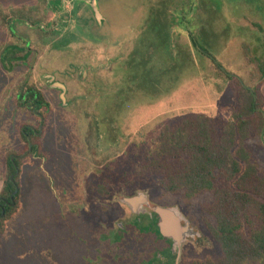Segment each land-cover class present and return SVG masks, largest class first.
I'll return each mask as SVG.
<instances>
[{
	"label": "rangeland",
	"instance_id": "1",
	"mask_svg": "<svg viewBox=\"0 0 264 264\" xmlns=\"http://www.w3.org/2000/svg\"><path fill=\"white\" fill-rule=\"evenodd\" d=\"M94 1L97 21L103 18V9L114 29L104 45L87 38L88 33L92 36L90 26L85 37L76 29V22L82 26L91 23L85 4L91 6L92 0H65L62 6L56 0H0V189L7 177L8 155L10 159L22 156V149L27 155L18 176L19 213L0 235V264H150L155 256L149 261L148 253L155 246V237L147 235L140 240L131 225L137 214L122 201L138 195L145 197L142 210L146 213L176 209L182 227L187 222L192 230L189 221L194 222L199 242L193 245L189 239L194 235H185L178 249L184 256L181 264L217 260L219 246L205 224L204 211L213 200L212 192L191 200L181 194H166L157 182L160 175L146 179L140 167L164 130L175 131L206 118L212 134L220 137L235 113L245 110L247 96L241 82L253 86L248 73L257 68L247 66V54L258 60L264 56V0H98L99 5ZM19 17L45 26L60 17L47 33L13 22V29L25 34L31 49L37 51L28 84L42 92L50 91L55 88L49 86L52 75L64 79L63 74L71 71L66 80L72 90L67 93V105H62L66 93H41L50 104L48 109L43 107V136L31 142L38 147L39 159H33L22 138V126L38 128L39 119L16 102L30 72L32 55L13 71L1 63L8 43L24 46L11 36V19ZM153 19L156 22L149 36L152 51L148 57L142 55L148 35L142 28ZM189 30L198 49L190 40ZM136 37L140 59L131 74L136 73L137 89L126 67ZM85 63L108 67L101 72L108 93L74 92L80 78L78 69ZM260 94L264 112V91ZM94 106H101L100 113ZM97 117H101L104 131L102 153L103 131L97 129ZM51 128L55 130L47 141L45 135ZM263 128L257 118L239 139L259 178L264 176ZM74 211L83 221L71 216ZM121 224L131 228L122 237L125 246L120 249L122 243L117 239L119 248L112 252L102 249L94 240L93 228L117 233ZM108 240L116 237L108 236ZM157 247L160 250L162 243ZM117 251L123 260L113 258Z\"/></svg>",
	"mask_w": 264,
	"mask_h": 264
},
{
	"label": "trees",
	"instance_id": "2",
	"mask_svg": "<svg viewBox=\"0 0 264 264\" xmlns=\"http://www.w3.org/2000/svg\"><path fill=\"white\" fill-rule=\"evenodd\" d=\"M155 22L156 20L153 19L143 32L144 34L148 32L143 46L145 48L143 56L150 57L152 40H149V36L151 31L153 32ZM159 29L163 30L161 27ZM189 35L193 46L198 49V42L190 30ZM137 45L138 41L126 65L130 82L136 89L137 76L136 73L133 75L131 73L136 69L140 59L137 54ZM6 49L7 47L2 54V61L8 57ZM19 51V47H13L14 58L20 60ZM249 54L250 52L247 54V66H257L254 72L251 71V75L253 80H258V82L252 88L253 92L241 82L242 91L247 96L245 110L235 113L222 136L212 134L211 126L206 118H200L175 131L164 130L157 139L155 148L148 156L146 163L140 167L142 177L146 176V179L156 173L160 175L157 182L166 194H181L186 200H191L200 193L212 192V202L204 207L207 213L205 224L219 246L220 256L217 260H207L202 264H247L251 262L264 264V176L259 178L256 175L255 165L239 141L252 121L258 118L260 125L262 124V127L264 125L263 112L258 110L262 104L260 86L261 78L264 77V56L258 60ZM216 67L220 69L219 66L216 65ZM225 76L230 81L234 80L228 74ZM32 113L34 114L33 111ZM28 135L31 142L37 138L31 130L28 131ZM22 137L28 145L24 134ZM36 151L33 145V152ZM10 156L8 155L6 159L7 177L0 193V235L5 232L8 222L20 210L19 191L14 196L15 205H11V196L16 186H19V175L14 178V181L11 180V176L16 173V167L21 172L23 159L11 161ZM71 214L75 219H83L77 211ZM63 216H65L64 213ZM93 230L94 240L102 249L112 252L116 250L115 248H119L120 243H122L120 249L125 246L120 232H106L94 228ZM145 233V228L137 229V236H140V240L147 236ZM160 234H157L155 246L148 253L149 261L153 255L156 256L157 243L162 238ZM108 236L116 237V240L109 241ZM104 238V242H101ZM117 239L120 241L119 244ZM118 253L119 251L114 254L113 258L123 260ZM128 256L130 257V253ZM98 259L103 261L100 260L101 258ZM130 259L132 260V257Z\"/></svg>",
	"mask_w": 264,
	"mask_h": 264
},
{
	"label": "flooded vegetation",
	"instance_id": "3",
	"mask_svg": "<svg viewBox=\"0 0 264 264\" xmlns=\"http://www.w3.org/2000/svg\"><path fill=\"white\" fill-rule=\"evenodd\" d=\"M56 1H59L61 3V6H62L65 0H56ZM92 2L93 3L91 4V6H88L87 4L83 3V4H85L87 6L86 10L89 13V20H91V23H87L86 22V25L82 26L81 24H77V22H76V29H77L79 35H81L82 37H85V33L87 32V29L90 26L91 27V31H92L91 32L92 36L90 37V35L88 33L87 38L92 39L93 41H95V43H99L101 45H104V44L107 43L105 41L107 39H109L110 32L114 31V29L111 30V28H110V26H111L110 20L108 19V17L104 16V10L103 9H101V13L103 14L102 15L103 18H101L100 20L97 21V19L95 18V15H94L95 12L91 11L94 8L95 1L92 0ZM97 4L98 5L100 4L98 0H97ZM54 8L57 9V6H54ZM59 18L60 17H57V19H59ZM57 19L52 21L47 26H45L43 24L36 25L33 20H30V19L27 20L26 18H23V17L12 18L11 22H10L11 36L12 37L15 36L18 39H20V41L22 43H24V46L21 47V46L15 45L12 42L8 43V45L6 46L7 47L6 50H8V57H7V59L5 61H2V57L3 56L1 57V63L3 64V66L5 68H7L9 71L10 70L13 71L14 67H16L17 64L26 62V60L28 59L30 54L32 55V60H33L34 51H36V50L31 49V47H30V43L31 42L26 37L25 34L24 35H20L13 29L14 28V25H13L14 20L16 22H18V23L25 24L26 26L30 25L28 22H31V24L33 26H31V25L30 26L32 28H39L40 30H42V31L47 33L48 31H50V30L52 31L54 29L55 24L58 21ZM42 26H45V28H43ZM143 28H142V30H143ZM137 40H138V38L136 37L135 41H137ZM28 43H29V45H28ZM14 46H17V47L20 48V51L18 52V55L21 56L20 60L17 59V58L16 59L14 58V52H13V47ZM64 48L66 49L67 47H64ZM134 50H135V42H134V46H133V49H132L130 55H128V58L131 56V54H132V52ZM20 53L22 55H20ZM125 61H126V59L124 60L123 65L125 64ZM78 71L80 72V78L76 82V85H75L76 89L74 90L75 93H108V91L106 89L107 86H108V83H107V81L105 79V76H103L101 74V72H103V71H108V67L107 66L102 65V64H98L96 66H93L92 63H85V64L81 65V69L79 68ZM56 75L57 74L52 75L54 79H51V78L48 79L49 81H52L49 84V86L51 87L56 82L61 83L62 85H64L66 87L65 92L61 88H56V87L54 89H50V91L49 90L48 91L45 90L44 92H42L41 90L30 86L28 84L29 79L25 83L24 86H23V83H24L25 80L22 82V86L20 87V89L18 91V94L16 96V98H17L16 102H17L18 105L23 106V107L25 106L26 108H28L31 111H33L34 112L33 115L36 116L39 119V127L38 128H35V127H33V125H30V124H27L26 126L25 125L22 126V127H24L22 132H23V134L25 135L26 138H28V137L30 138V136L28 135V131H30V130L36 135L37 138L38 137L41 138L43 136V132H44L43 129H44V126H46V116H45L46 115L45 114L46 111L45 112L43 111V107H47V109H48V105L50 103H48V101L44 99V97H43V95L41 93H63V94L66 93V94H64V98L67 101V98H66L67 97V93H71V91H72L68 87L69 85L68 86L66 85L67 84L66 80L71 75V71H67V72H65L63 74L64 79H61V78L57 77ZM247 87H249V86H247ZM249 88H251V87H249ZM99 98L102 99L101 100L102 102H100V103H102L101 106H103V104H104V102H103L104 101V96L102 95ZM65 100L64 101L62 100V105L66 103ZM66 105H67V103H66ZM101 106H94V108H93L94 111L95 112L96 111L99 112L101 110L100 109ZM106 108L107 107H104L102 109V111H101L102 119H103V113L104 114L106 113ZM258 110L260 112H263V110L261 108L258 109ZM97 118H98V123H99V128H97V129H100V131H103V129L100 128L101 125H102L101 117H97ZM103 124H104V122H103ZM51 129L52 130L51 131L49 130L48 134L45 135V140H47V141H48L49 137L51 136V134H53V131L55 130V128H51ZM101 136H102V139H101V144H100V149H99L100 153L103 152V148H101V145H102V141H103V137H104V131H103V134H101ZM27 141H28V139H27ZM28 145H29V142H28ZM34 146L36 147V149H38L37 145H34ZM31 152L33 153V156H34L33 159L41 158L39 156V153H37L38 150L36 152H33V144H32V150L30 151V153ZM28 170H32V168H29ZM74 190H77V189L74 188ZM72 201H73V198H72ZM163 207L165 208V207H167V205H165ZM135 216H137V217H134L133 221H131L132 222L131 223L132 227L134 229H136V230L139 227H143V228H145V231H146L145 234L154 236L155 239H157V234L158 233L160 234V228L158 226V224H159V216H158V214L156 212L146 213V211H143L141 209L140 213H138ZM142 218H143V221H141ZM189 223H190V227L192 228V230H191L192 233L190 235H194V236H190V237H195V238L189 239V240H190V242L193 245H195V243L199 242V239L196 238L197 236L195 235V234H197L196 233V226H195V224H194V222L192 220H190ZM124 227H123L122 224L120 225V230H121L120 234H121L122 237L125 234H127V231L129 229H131V228L127 229L128 226L125 227V228ZM159 242L162 243V248L157 251L155 258L152 259L150 264H181V263L184 262L183 261V259H184L183 253L179 252L178 249L177 250L174 249L175 242L172 239L164 238L162 236V238L159 239Z\"/></svg>",
	"mask_w": 264,
	"mask_h": 264
},
{
	"label": "water",
	"instance_id": "4",
	"mask_svg": "<svg viewBox=\"0 0 264 264\" xmlns=\"http://www.w3.org/2000/svg\"><path fill=\"white\" fill-rule=\"evenodd\" d=\"M94 12L97 13L95 8H94ZM28 23L31 26H33L30 22H28ZM42 27L45 28V26H42ZM28 45H29V43H28ZM36 55H37V52L34 51V57H33L32 63H31L30 72L27 75V77L23 83V86L28 81V79L30 78L31 72L33 71ZM53 86L56 88H61V89L63 88V85L59 84L58 82H56ZM245 87L248 88L251 92H253L252 88H249L247 86H245ZM254 99H256V95H254ZM62 100L63 101L65 100L64 95H62ZM263 116H264V112H263ZM263 138H264V128L262 130V135H261V139L264 142ZM27 139L29 142V151H31L32 150L31 139L29 137ZM24 156H26V154H24L21 157L13 156L11 158V161H14L15 159H20ZM15 167H16V165H15ZM18 175H19V170L16 167V173L11 176V180L14 181V178ZM18 191H19V189L16 186V190L11 196V199H12L11 205L12 206L15 205L14 196L18 193ZM122 201H123V203L128 205L134 213L138 214V213H140V211L142 209V205L145 202V197H144V195H138L135 198H123ZM155 212L159 216L158 226L160 228L161 235L164 238L172 239L175 242L174 249L175 250L179 249L181 242H183L185 240V235L192 233L191 229L189 228V224L187 222H185V227H182V225H181L182 217L176 209H160L159 208V209H156Z\"/></svg>",
	"mask_w": 264,
	"mask_h": 264
},
{
	"label": "crops",
	"instance_id": "5",
	"mask_svg": "<svg viewBox=\"0 0 264 264\" xmlns=\"http://www.w3.org/2000/svg\"><path fill=\"white\" fill-rule=\"evenodd\" d=\"M144 28H143V31H145L146 29H147V27H148V24L147 25H145V26H143ZM249 74V76H250V80L251 81H249L250 83H252V85L253 86H250L251 88H254L255 87V84H254V80H253V76L252 75H250V73H248ZM252 74V73H251ZM257 82H258V80H256ZM255 81V82H256ZM257 85V84H256ZM263 88H264V77H263V79L261 78V86H260V93L261 92H263L264 90H263ZM23 138V137H22ZM24 139V138H23ZM20 154H23L24 155V153H23V149L20 151ZM19 154V155H20ZM22 155V156H23ZM17 157H21V156H17ZM25 158H26V156H24V157H22V158H20V159H23V161H25ZM7 161V160H6ZM4 162V161H3ZM22 166H23V164H22ZM23 169L21 168V171H22ZM19 173H20V171H19ZM3 186H4V182H3V184H2V188L0 189V193L2 192V190H3Z\"/></svg>",
	"mask_w": 264,
	"mask_h": 264
}]
</instances>
